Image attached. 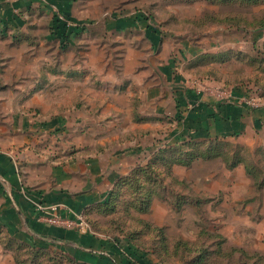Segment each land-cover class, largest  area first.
<instances>
[{
    "label": "rangeland",
    "instance_id": "rangeland-1",
    "mask_svg": "<svg viewBox=\"0 0 264 264\" xmlns=\"http://www.w3.org/2000/svg\"><path fill=\"white\" fill-rule=\"evenodd\" d=\"M36 12H24L23 34L0 32V152L17 162L55 166L140 147L145 163L165 147L177 159L192 147L205 151V143H170L174 113L149 110L142 80L171 61L188 88L206 82L264 102V0H78L71 24L88 30L67 46L53 13ZM218 153L190 169L175 166L179 180L160 173L149 211L132 207L141 193L126 185L117 201L95 204L85 219L109 241L100 251H113L117 264H264V128L222 140ZM237 159L242 165L228 168ZM38 249L55 257L37 264H93L84 251Z\"/></svg>",
    "mask_w": 264,
    "mask_h": 264
},
{
    "label": "crops",
    "instance_id": "crops-1",
    "mask_svg": "<svg viewBox=\"0 0 264 264\" xmlns=\"http://www.w3.org/2000/svg\"><path fill=\"white\" fill-rule=\"evenodd\" d=\"M77 2L78 0H0V32L7 36L6 28H9L8 30H19V35L23 34L20 30L26 21L22 20L23 14L25 11L36 12L33 11V6L40 9L36 13L45 11L53 13V16L62 13L64 18L69 16L75 19L73 8ZM77 21L83 23L78 19ZM51 24L52 22L50 31ZM115 29L113 30L117 32L127 30L122 26ZM86 31L76 34L72 41L84 36ZM48 38L52 39L51 33ZM174 66L173 61L164 63L160 68L161 74L156 75L158 78L152 77L149 80L146 77L142 80L145 84L143 92L147 94L145 98L150 101L149 110L157 117H164L167 111L174 113L170 143L190 139L207 142L234 139L241 137L245 132L260 131L264 128V104L259 110L252 111L235 104L214 102L206 98L199 100L191 88L183 85L186 78L174 73ZM154 79H159L162 83L167 82V91ZM134 85L136 83L132 81L130 86ZM145 143L147 142H144L142 147ZM139 148L135 151L122 150L108 156L104 153L90 154L88 157L80 155L71 161L68 160L66 164L61 162L55 166L37 164L29 158L17 162L9 154L0 152V231L3 232L0 237V256H6L10 264H15L6 242L7 236L33 246H44L46 249L49 247L52 252V246L57 244V247L64 249V253H67V250L77 251L78 254L84 251L95 259L103 256L104 253L100 250L109 242L106 238L95 233L83 235L74 232H68L71 235L64 238V231H58L37 220L32 202L43 200L47 204L59 203L75 212L83 213L86 208L109 198L119 179L129 176L138 166L149 163L153 155L145 163H138ZM88 242H91L92 247L100 249L93 251L89 246L84 247L83 244Z\"/></svg>",
    "mask_w": 264,
    "mask_h": 264
},
{
    "label": "trees",
    "instance_id": "trees-1",
    "mask_svg": "<svg viewBox=\"0 0 264 264\" xmlns=\"http://www.w3.org/2000/svg\"><path fill=\"white\" fill-rule=\"evenodd\" d=\"M53 17H54L55 27L53 25L52 26L54 27L58 35L57 37L61 39V43H63L64 46H67L68 43L72 41L73 37L82 31L81 23L77 22L76 25L74 26L73 24H71L73 18H70L69 16L64 18L62 17V13L60 15L55 14ZM237 90H240V89H237ZM256 110H259V109H256ZM256 110H253V111H256ZM221 141L222 140H218V139L211 140L208 142L207 141H197V140H192V139L184 140L179 145H176V146H181V145L186 146L188 144H191L193 146L199 142V143L207 144V147L205 151H200V150L198 151L197 149L193 151L194 148L192 147V150H190L189 152H186V154L181 159H177L173 157H166L165 155H163L165 150L171 147H165L159 150L152 156L151 160L149 161L147 165L138 166L129 176L119 179V181L117 182L115 186V189L109 195L110 202L112 200H115V201L118 200L121 189L126 185L127 187L131 188L135 193H138V192L141 193V199H139L137 202H133L132 207L135 208L134 205L139 204L138 211L140 210L149 211L150 204L153 202L154 198L156 199L159 195L158 191L155 190V188H159L158 181H159V178H161L160 173L165 172L167 178L178 180L173 174V169L175 166H181V167L190 169L199 161H208L214 158H219L220 154L218 153V150H219V145H221ZM242 162L243 161L241 159L233 160L232 162H230L228 168H230L231 170H234L236 167L241 165ZM160 167H163L165 170L161 171ZM248 173L250 175H253L252 172L250 171ZM138 182H140L139 185L137 184ZM151 184H152V189L148 190L147 187H150ZM96 206L94 205L92 207L86 208L83 212L84 216L86 217L89 214L90 209ZM56 230L61 231L59 229H56ZM69 235H71V233L64 231V238L68 237ZM6 242H7V245L11 249V252L15 260V264H37L38 262L37 260L39 258L40 260L45 259L47 263L54 262L53 260L55 256L53 253L47 254V252H45L44 254H42L41 250H39L37 246H33L31 244H28L27 242H22L14 238H10L8 236L6 237ZM89 243L91 244V242H88V244ZM114 244L120 245V242L115 241ZM109 246H111V244ZM107 249H108V245H107ZM101 250H105V249H101ZM108 252L109 254H107L106 252H103L104 253L103 256L101 257L98 256L97 257L98 259L90 257V261L93 262V264H117L113 260L115 257L114 255L116 254H114L113 251L111 252L108 251ZM23 254H24V258H23ZM64 258H67V256Z\"/></svg>",
    "mask_w": 264,
    "mask_h": 264
},
{
    "label": "built area",
    "instance_id": "built-area-1",
    "mask_svg": "<svg viewBox=\"0 0 264 264\" xmlns=\"http://www.w3.org/2000/svg\"><path fill=\"white\" fill-rule=\"evenodd\" d=\"M192 90L199 100L206 98L214 102L235 104L252 111L262 108L264 104L256 93L249 90L226 89L206 82L197 83ZM32 205L36 211L37 220L43 224L65 232L94 234L83 213L75 212L63 204H47L43 200H33Z\"/></svg>",
    "mask_w": 264,
    "mask_h": 264
}]
</instances>
